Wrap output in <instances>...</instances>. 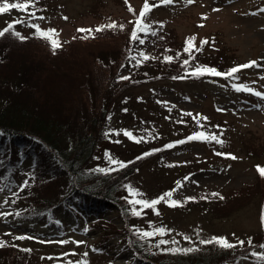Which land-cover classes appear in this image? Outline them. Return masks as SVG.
Masks as SVG:
<instances>
[{
    "label": "trees",
    "instance_id": "1",
    "mask_svg": "<svg viewBox=\"0 0 264 264\" xmlns=\"http://www.w3.org/2000/svg\"><path fill=\"white\" fill-rule=\"evenodd\" d=\"M177 1L156 6L148 14L147 20L152 22L156 9L176 5ZM104 2L94 0L89 3L87 0L82 13L90 16L93 23L75 27L71 38L61 39L55 50L47 38L32 35L36 30L28 21L30 12L12 8L0 13V28H4L7 21L20 19L24 22L15 24L14 28L27 37L22 40L11 31L0 35V191L7 201L6 213H9L4 220L23 224L35 222L38 226L47 224L54 234H61L67 227L81 225L88 215L96 220L89 227L100 231L99 245L91 244V251L86 247L84 253L91 256L99 246H103L104 255H107L110 249L106 248L105 243L120 237L122 240L116 242L120 246L118 253H126L128 264H237L240 261L264 264V260L253 255V250L260 251L264 241V223L261 221L264 212V176L260 175L257 163L253 165L255 178L244 187L226 190L200 188L187 195L198 199L188 200L178 206L168 204L180 212L196 210L210 220L224 219L255 203L258 206L260 231L257 240L249 236L252 244H248L249 237L240 239L245 241L243 247L236 244L229 248L214 241L202 242L210 240L213 235H221L214 232L191 246L184 243L157 245V238L142 239L133 228V225L143 228L139 220L147 217L153 209L140 207L143 214L139 216L129 210L130 204L125 199V185L130 184L129 178L139 171L143 162L155 156L160 167L178 173V177L170 180V183L185 176L192 169L191 166H177L167 160L166 154L175 152V146L183 148L187 143L197 140L173 144L168 148L162 146L182 140L192 131L198 130V126L192 116L176 108L156 107L155 117H139L134 109L135 103L131 101L132 90L178 80H189L196 84L214 83L236 90L232 85L241 82L248 70L240 68L233 74L239 77L238 80L214 74L193 76L184 70L185 66L181 63L182 59L187 58V53L181 51L180 56L172 61L163 59L164 55L175 56L177 50L183 49L186 37L193 33L196 34L195 43L201 50L193 49L194 59L189 60L188 67L195 66L198 61L227 70L239 62L231 54V49L220 44L218 38L211 37L201 46L199 41L204 36L197 32L181 36L176 29L165 24L152 22L150 27L154 32H138V36L144 38L143 43L139 39L131 40L134 21L129 22L132 14L125 0H113V3L119 4L117 8L125 13L119 16L101 12L98 5L103 6ZM149 2L154 3L155 0ZM142 4L143 0L137 7L132 5L138 12ZM45 10L50 14H46ZM66 11L68 9L62 0L36 1L37 15L32 18V23H40L38 17L41 13L43 18L59 13L67 17L64 14ZM195 18L192 23L200 26L202 23ZM111 20L124 27L96 29L97 25H107ZM81 28L85 31L78 30ZM141 49L150 53V58L139 56ZM138 60L143 62L138 63ZM121 76L128 78H117ZM146 98L135 99V102L137 104L149 99L156 102L154 94ZM204 115L209 119L202 121V130L216 133L220 138L223 134L221 127L226 126L231 133L241 134L231 126L229 130V123L214 114ZM135 120L149 127L137 133L131 128ZM111 128L130 129L134 135L143 137L138 142L141 144L139 152H128L129 158L125 161L130 163L123 166L96 162L100 144ZM161 138L163 141L158 142ZM208 141L213 145L217 142ZM238 141L237 149L243 150L245 157L256 159L264 154V141L259 137L238 135ZM155 142L158 144L152 145ZM152 148L158 151L140 156ZM104 168L114 170L105 172ZM25 180L28 181L27 185L20 188ZM165 185L156 195L169 189V183ZM213 192L221 195H212ZM104 211L116 213L122 223L117 225L98 216ZM20 237L15 231L0 233V241H3L0 243V264H35V257L44 249L49 251L40 255L48 261L40 264H68V258L62 257L63 261L60 262L57 260L58 254L50 251L59 246L56 240ZM149 239L152 243H149ZM193 245L196 247L192 251L159 250L192 248Z\"/></svg>",
    "mask_w": 264,
    "mask_h": 264
},
{
    "label": "rangeland",
    "instance_id": "2",
    "mask_svg": "<svg viewBox=\"0 0 264 264\" xmlns=\"http://www.w3.org/2000/svg\"><path fill=\"white\" fill-rule=\"evenodd\" d=\"M62 1L68 9L64 12L67 19L59 13L53 16L47 15L39 23L41 28L51 27L56 29L58 42L61 39H70L75 27L93 23L90 16L82 13V11L84 12L83 9H86L83 6L87 3V0ZM88 1L92 3L94 0ZM102 1H105L104 5H98L101 12L113 13L116 16L125 15L124 11L117 8L119 4L113 3V0ZM130 1L136 7L141 4V0ZM95 5H97V2ZM44 12L50 14L48 10ZM201 13H207V16L202 18ZM193 18L198 22L203 20L202 24L200 26L194 25L192 23ZM156 21H164L163 24L176 29L181 36L189 32H197L200 36L208 39L211 37L218 38L220 44L231 49V54L235 55L239 64H244L250 59L257 60V65L244 67L248 70V73L242 76L239 83L248 82L250 87L264 91V77L259 75L264 72V0H193V3L190 4L186 3L185 0H178L176 5L156 9L152 16V22ZM47 39L49 40V38ZM151 94H154L157 103L151 102V99H149L136 104L135 99H138V97L147 99L146 97ZM131 96V101L135 103L134 109L139 117H155L156 107L176 108L179 111L186 109L191 110L192 113L208 115L214 114V116L229 123V130L231 126L233 130L241 133L238 135L259 137L264 141V98L248 91H242L241 93L240 91L231 90L227 86H219L214 83L205 84L200 82L196 84L189 80H178L138 87L132 90ZM162 101L169 102V106H166ZM131 124V128L137 133L149 127L148 124H143L139 120H135ZM221 129L223 134H221L220 139L223 140V143L216 142L213 145L208 140H197L187 143L183 148L175 146V152L166 154V158L170 162L186 161V163L175 165L181 167L190 165L192 168L186 174H192L188 180L183 181L186 175H182L181 178L177 179L183 181V186L177 188V191L173 193L174 198L183 199V197L200 188L213 187L226 190L244 187L255 178L253 165L257 163L264 166V154L256 159L245 157L243 155L244 151L241 152L237 149L239 146L238 135L228 131L226 126H222ZM162 141L163 138L158 140V142ZM158 142L152 145H157ZM140 149L141 144L125 135L123 131H107L105 139L100 144L97 152L96 162L111 166L113 165V159L125 161L129 158L128 152L138 153ZM221 151L234 153L236 158L221 156L218 154ZM106 152L110 154L111 159L106 158ZM156 158L157 156L143 162L139 171L129 178L128 183L142 190V198L154 197L156 193L160 192V188L166 187L165 184L169 183V188L175 187V183H170V180L178 177V173L170 170L166 171L164 167H160ZM126 193L128 196V191ZM3 195L0 191V213L7 212ZM135 206L142 207L140 205ZM157 208L159 214L153 210L147 217L139 220L143 228L164 226L173 230L166 231L162 235L153 236L157 240H167L174 242L171 244L175 245L184 243L191 246L201 238L214 232L226 236L229 241L248 238L251 235L253 239H259V213L258 206L255 203H250L245 208H241L224 219L212 218L210 220H207L205 215L195 212L196 210L194 212L174 210L163 201L157 204ZM98 216L117 225L122 223V219L111 211H104ZM5 217V215H0V233L15 231L20 236H31L34 240H56L59 246H55L50 251L58 254L57 260L59 259L60 262L63 261V257L72 262L87 260L88 264L129 263L125 252L118 253L120 246H117L116 242L122 240L120 237L105 243L106 248L110 249L107 255H104L103 246H99L91 256L84 255L86 247L91 251V244H98L100 235V231L89 227L92 224L91 222L96 220L88 215L83 219L81 225L67 227L61 234H54L48 229L47 224L44 226H38L35 222L23 224L13 220L5 221ZM149 221L152 223L149 224ZM85 228H87V231H84ZM185 235L190 239H185ZM69 237L84 241V243L76 244L73 240H68ZM62 240H68V242L60 243ZM71 249L75 251H70ZM48 251L44 249L41 253H47ZM260 251H264V249L260 247ZM40 254L35 257L33 263L40 264L48 261L43 259ZM237 264L258 263L240 261Z\"/></svg>",
    "mask_w": 264,
    "mask_h": 264
},
{
    "label": "snow or ice",
    "instance_id": "3",
    "mask_svg": "<svg viewBox=\"0 0 264 264\" xmlns=\"http://www.w3.org/2000/svg\"><path fill=\"white\" fill-rule=\"evenodd\" d=\"M173 0H155L154 3H150L149 0H143V4L142 6L139 8V11L137 12L136 8L129 2V0H125V4L127 5L128 11L132 14V20H130L129 22L132 23V21H134L133 23V27L131 29L130 32V39L131 40H136L139 39L141 43L144 42V38L141 36H138V32H154L155 30L153 28L150 27V23L147 20V16L150 13V11L155 8L156 6L160 5V4H166V3H172ZM186 3L190 4L193 3V0H185ZM12 8H16L18 10L21 11H28L30 12V16L28 17V21L30 23V26L32 28H34L36 31L32 33V35H38V36H44L49 38L52 46H53V50H55L56 47L59 46L58 44V40L56 39V32L57 30L54 28H41L39 24L37 23H32V18L36 17V0H0V13H5L9 10H11ZM201 17H206L207 13H201L200 14ZM39 19H43V14L41 13L38 17ZM65 19H67V17H64ZM23 20L20 19H15L12 21H7L5 24L4 28H0V35H3L5 32L11 31L13 35L17 36L20 39H26L27 37H25L24 35H22L19 31H16L14 28L15 24L18 23H23ZM203 20L200 21V23H202ZM155 23H159L161 25H163L164 21H156ZM113 27V26H117L119 28H123L124 25L123 24H119L117 25V22L115 20H111L107 25H97L96 29L97 30H101L104 27ZM79 31H85V29L81 28L78 29ZM90 30V29H89ZM195 39H196V34H191L188 37H186L185 39V45L183 47V49L181 50H177L175 52V56L173 55H164L163 59L165 61H172L173 59H175L176 57H179L181 54V51H183L184 53H187V58L182 59L181 63L185 66V71L186 72H190L193 76H200V75H204V74H214V75H218V76H225V77H233L234 79H239L238 76H233V74L237 73V71L240 68H244V67H248V66H255L257 65V60L255 59H250L248 61H246L244 64H236L230 68H228L227 70H220L218 68H216L215 66H210L207 64H200L198 61L196 62L195 66L193 67H188V62L189 60L194 59V51L193 49H195V51H200L201 49L199 47H197L196 43H195ZM208 38L204 37L201 38L199 41V44L202 46L203 44H205L207 42ZM131 54V51H130ZM139 56H142L144 59H148L150 58L151 54L147 53L145 51H143L142 49L139 51ZM143 61L138 60V63H142ZM130 75V74H129ZM259 75H261L262 77H264V72L260 73ZM118 79H127V76H121V77H117ZM233 88H235L237 91H248L250 93H253L259 97L264 98V91H260L257 88L254 87H250L248 82H242V83H235L232 85ZM138 99H142V97H138ZM162 103H164L166 106H169V102L167 101H162ZM126 111V109H124ZM181 112L186 114V115H190L192 116V118L196 121V124L198 126V130H194L192 131L190 134L186 135L182 140H175V141H171L168 144L163 145L162 147L164 148H168L171 147L173 144H180L183 143L185 141H189V140H215L218 143H223V140H221L219 138V136L216 133H211V132H206L203 129V125H202V121L203 120H207L209 119V117L205 116L203 113H192L191 110H186V109H181ZM182 123H186V121H181ZM217 127H220L219 125H217ZM108 131H115V132H119V131H123L125 135L129 136L132 140L139 142L141 139H143V137L140 136H136L133 134V132L129 129H109ZM150 135V133H149ZM157 135H159V133H157ZM158 151V149L156 148H152L149 149L147 152L141 153L140 156H145L148 155L150 152H155ZM214 151H216L214 149ZM219 155L221 156H230L233 159L236 158L234 153H229V152H218ZM106 158L111 159L110 154L106 152ZM140 157H136V159H139ZM112 163L119 166H123L127 163H130V161H123V160H119V159H113ZM171 163L173 164H177V163H186V161H172ZM260 175L264 176V166L261 165H256ZM98 170H99V166H98ZM114 169L111 168H104L103 171L108 172V171H112ZM192 174L189 173L188 175H186L183 178V181L188 180L189 176H191ZM183 181L182 180H177L175 182V187L173 188H169L166 189L164 192L152 197V198H142L143 197V193L142 190L139 188H135L133 187L131 184L125 185V187L127 188V191L129 193L128 196L125 197V199L129 202L130 205H133L129 210L134 214V215H142V208H138L135 205H140L143 208H152L153 210H155L157 212V214H159V209L157 208V204L161 201L169 204L170 206H178V205H182L184 202L188 201V200H196L198 199V197L196 196H185L183 197V199H176L173 196V193H175L177 191V188L182 187L183 186ZM28 181L25 180L21 185L20 188H23L27 185ZM198 183V181H197ZM13 195H15V193H12ZM212 195H216V196H220V193H216L213 192ZM207 198V197H205ZM222 198V197H221ZM7 201H5L6 203ZM19 214V213H17ZM0 215H9V213H0ZM261 221L262 223H264V212H262L261 214ZM57 223H59V221H57ZM152 222L149 221V224H151ZM133 228L135 229V231L141 235L142 239H148L151 238L153 236H156L157 234H163L166 231H173L170 228H165L164 226H159V227H155V228H140L137 227L135 225H133ZM84 231H87V228L84 229ZM20 238H24L23 236H21ZM185 239H190V237H188L187 235L184 236ZM68 240H73L74 243L76 244H81L84 243V241H80V240H74L72 237H69ZM68 240H62L60 241V243H67ZM217 242L220 246L223 247H233L236 244H239L240 246H244L245 241L244 240H232L229 241L227 239L226 236H222V235H213L211 237L210 240L208 241H202L203 243H211V242ZM252 238L249 237L248 238V244H252ZM0 243H3V241H0ZM149 243H152L151 239H149ZM155 243L157 245L161 244V243H174V242H170V241H161V240H156ZM195 245L192 246V248H176V247H171V248H161L159 249L160 251H192L195 249ZM260 247L262 249H264V243H262L260 245ZM70 251H75L74 249H71ZM86 255V253L84 254ZM253 255L256 256L258 259L260 260H264V251H255L253 250ZM68 264H88L87 260H82V261H77V262H72L69 261ZM109 264H111V262H109Z\"/></svg>",
    "mask_w": 264,
    "mask_h": 264
}]
</instances>
